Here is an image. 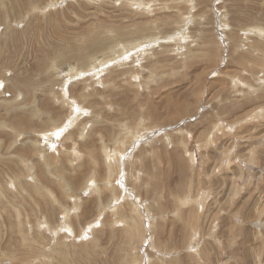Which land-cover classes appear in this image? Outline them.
Listing matches in <instances>:
<instances>
[{
  "label": "rangeland",
  "instance_id": "1",
  "mask_svg": "<svg viewBox=\"0 0 264 264\" xmlns=\"http://www.w3.org/2000/svg\"><path fill=\"white\" fill-rule=\"evenodd\" d=\"M253 26L264 0H0V264H264Z\"/></svg>",
  "mask_w": 264,
  "mask_h": 264
},
{
  "label": "bare ground",
  "instance_id": "2",
  "mask_svg": "<svg viewBox=\"0 0 264 264\" xmlns=\"http://www.w3.org/2000/svg\"><path fill=\"white\" fill-rule=\"evenodd\" d=\"M120 1V0H119ZM134 3V2H133ZM137 4H138V6H141V5H143V4H141V3H139L138 1H137ZM229 4V3H228ZM181 7V6H180ZM185 21V20H184ZM189 21V20H188ZM221 25V24H220ZM183 30V29H182ZM245 30H247L249 33L251 32V33H253L254 32V34H257L258 35V37H263L264 38V30L263 29H261L259 26H257V27H251V28H247V29H245ZM257 30V31H256ZM244 31V30H243ZM246 31V32H247ZM253 31V32H252ZM185 32V31H184ZM183 33V32H182ZM181 36H183V34H180ZM141 42H143V41H141ZM142 46H144V43H140L139 45H137V48L139 49V47L141 48ZM136 48V49H137ZM131 49V48H130ZM137 49V50H138ZM115 50V49H114ZM253 50V49H252ZM131 51V50H130ZM258 51V50H257ZM259 52V51H258ZM232 53V52H231ZM261 53H263V54H261V55H264V49H263V51L261 52ZM138 54V53H137ZM116 56H117V54H116ZM257 59H258V57H257ZM259 60H262V59H259ZM108 64V63H107ZM78 73V72H77ZM99 75V74H98ZM16 83V82H15ZM241 83V82H240ZM243 83V82H242ZM195 94V93H194ZM84 96V95H83ZM60 98H62V97H60ZM257 98V97H256ZM80 107V106H79ZM80 110V109H79ZM77 115V114H76ZM65 116V115H64ZM75 116V115H74ZM264 116V109H260L259 111H257V114L255 113V114H251V116L249 117V120H255V119H257V118H259V117H263ZM76 117H78V116H76ZM73 120H76L75 118H72ZM247 121V120H246ZM74 124V121H72V125ZM245 126V125H244ZM85 127V126H84ZM84 127H83V129H82V131H84L85 129H84ZM57 130V129H56ZM127 131H130L129 129H127ZM44 135H45V141L44 142H46V143H48L49 142V138L51 139V132H44L43 133ZM132 134H134V136H132L131 137V139L133 140L134 138H136L137 136V134L136 133H131V132H128V135H132ZM81 135H83V132H81ZM84 136V135H83ZM69 137V136H68ZM53 138H54V136H53ZM60 138V137H59ZM58 138V139H59ZM57 139V140H58ZM122 142V141H121ZM50 143V142H49ZM52 144V143H51ZM54 144V143H53ZM75 145V144H74ZM55 148V147H54ZM75 149V148H74ZM105 149H106V152H107V148L105 147ZM34 150H37V151H44V147H40V145H38V146H36L35 147V149ZM36 151V152H37ZM55 150H53L52 151V153L54 152ZM150 151V150H149ZM43 153V152H42ZM51 153V154H52ZM78 153V152H77ZM118 153V152H117ZM130 153V152H129ZM41 154V153H40ZM44 154V153H43ZM116 154V153H115ZM117 155H119V154H117ZM116 155V156H117ZM120 156V155H119ZM109 157L111 158V156L109 155ZM117 159V158H116ZM119 159V158H118ZM121 159V158H120ZM108 161V160H107ZM119 161V160H118ZM141 162V161H140ZM95 163V162H94ZM96 163H98V162H96ZM129 164V163H128ZM142 164V163H141ZM112 165V164H111ZM108 166L111 170H110V173H109V175H112V171H113V166ZM96 166V165H95ZM94 166V167H95ZM95 170V169H94ZM123 170V169H122ZM34 175H38V174H34ZM33 175V176H34ZM61 176V175H60ZM47 177V176H46ZM111 177V176H110ZM35 178V177H34ZM95 178V177H94ZM8 179V178H7ZM37 182V181H36ZM117 182V181H116ZM95 182L93 181V179H91V180H89L88 181V183H87V185H88V187H86V189H90V187H89V185L90 186H92L93 184H94ZM113 184V183H112ZM135 184V183H134ZM35 185V184H34ZM63 185V184H62ZM114 185V184H113ZM21 186V185H20ZM31 186H33V185H31ZM106 186V185H105ZM16 187V186H15ZM39 187V186H38ZM40 188V187H39ZM35 189V188H34ZM36 189H37V186H36ZM41 189V188H40ZM99 190V189H98ZM38 191H39V189H38ZM68 191H69V189H68ZM40 193V192H39ZM98 193V192H97ZM46 194V193H45ZM67 197V196H66ZM53 198V197H52ZM75 199V198H74ZM203 199V198H202ZM77 200H79V199H77ZM204 200V199H203ZM201 202H202V200H201ZM184 204V203H183ZM138 205V204H137ZM81 206V205H80ZM109 206V205H108ZM76 207V206H75ZM137 208V207H136ZM76 209H77V207H76ZM179 211V210H178ZM69 212V211H68ZM177 212V211H176ZM68 217V216H67ZM179 217V216H178ZM178 219V218H177ZM67 225V224H66ZM63 226V225H62ZM61 228V227H60ZM66 228V227H65ZM67 228H71L70 226H67ZM70 230V229H69ZM68 231V230H67ZM70 232H71V230H70ZM132 236V235H131ZM135 257V256H134ZM163 257H165V256H163ZM165 259V258H164ZM161 262H163V261H161ZM208 262V261H207Z\"/></svg>",
  "mask_w": 264,
  "mask_h": 264
},
{
  "label": "snow or ice",
  "instance_id": "3",
  "mask_svg": "<svg viewBox=\"0 0 264 264\" xmlns=\"http://www.w3.org/2000/svg\"><path fill=\"white\" fill-rule=\"evenodd\" d=\"M0 87H3V84L0 83ZM64 129H59L56 132L53 133L57 138H59L63 134Z\"/></svg>",
  "mask_w": 264,
  "mask_h": 264
}]
</instances>
